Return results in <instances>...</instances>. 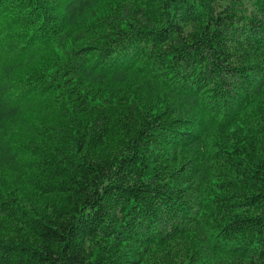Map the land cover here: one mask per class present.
<instances>
[{"label": "trees", "instance_id": "16d2710c", "mask_svg": "<svg viewBox=\"0 0 264 264\" xmlns=\"http://www.w3.org/2000/svg\"><path fill=\"white\" fill-rule=\"evenodd\" d=\"M0 264H264V0H0Z\"/></svg>", "mask_w": 264, "mask_h": 264}]
</instances>
